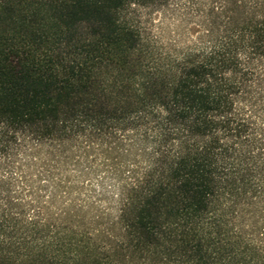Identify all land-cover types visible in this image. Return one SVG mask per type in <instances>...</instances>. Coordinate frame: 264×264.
Returning <instances> with one entry per match:
<instances>
[{
  "label": "trees",
  "instance_id": "obj_1",
  "mask_svg": "<svg viewBox=\"0 0 264 264\" xmlns=\"http://www.w3.org/2000/svg\"><path fill=\"white\" fill-rule=\"evenodd\" d=\"M0 264H264V0H0Z\"/></svg>",
  "mask_w": 264,
  "mask_h": 264
}]
</instances>
